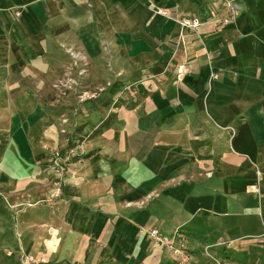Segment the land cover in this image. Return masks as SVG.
Wrapping results in <instances>:
<instances>
[{
    "label": "crops",
    "instance_id": "0c3cea01",
    "mask_svg": "<svg viewBox=\"0 0 264 264\" xmlns=\"http://www.w3.org/2000/svg\"><path fill=\"white\" fill-rule=\"evenodd\" d=\"M235 2L231 18L226 0H0V188L24 189L16 175L40 171L42 143L56 148L40 96L73 54L89 76L132 79L130 104L66 162L62 199L50 200L52 172L47 209L29 210L28 227L19 217L18 246L49 256L38 264H187L220 242L223 264H240V247L264 254V0ZM181 17L198 18V34ZM181 63L191 69L178 80ZM122 87L105 93L115 101ZM151 227L177 231L187 257L152 242Z\"/></svg>",
    "mask_w": 264,
    "mask_h": 264
},
{
    "label": "rangeland",
    "instance_id": "374dc122",
    "mask_svg": "<svg viewBox=\"0 0 264 264\" xmlns=\"http://www.w3.org/2000/svg\"><path fill=\"white\" fill-rule=\"evenodd\" d=\"M82 60L81 55L73 54V62L67 63L66 68L58 73L56 79L49 80L48 89L40 96L50 117L53 116L51 119L52 124H55L56 148L54 149L53 144L50 145L48 142H45V145L42 143L40 150L45 152L48 158L40 162V171L25 167L16 175L19 180L21 178L27 182L24 189H16V180L7 184L6 189L0 188V251L11 258L12 264H38L40 260L49 259L47 252H45L46 254L41 253L40 249L43 247H37L33 253L26 252L18 246L17 224L19 217L25 216V225L31 226L34 222L31 223V219L27 217L29 210L47 209L44 204L48 202V199L42 198L47 192L46 188L51 186L53 180L52 161L55 158L67 157V161H71L77 156L79 158L82 154L80 153L82 152V143L113 121L112 110L114 107L130 104L129 102L132 101V95L128 93V90L132 88V79L111 81L114 83L112 84L110 80L96 78L91 74L89 76L87 73L88 64ZM112 85H123L121 91L115 95L117 97L116 100L114 99L115 101H112L111 95L112 99H109L105 93ZM106 103L111 104L102 106ZM100 121L102 123L95 128V125ZM72 140H76L75 143L72 144ZM64 178L65 175L63 180ZM24 181L22 182L24 183ZM61 199L62 197L60 199H51L50 197V200ZM46 213L45 211L36 212L35 223L39 225L41 223L39 219H46ZM217 245L214 244L213 247L204 249L206 258L192 252L191 259H188L187 264H204V262L205 264H223L224 260H229L230 255H228L227 248L231 246H227L229 244L225 242L217 243ZM238 249L243 251L240 264H264V254L261 253V249H243L241 247ZM44 250L42 251L44 252Z\"/></svg>",
    "mask_w": 264,
    "mask_h": 264
},
{
    "label": "built area",
    "instance_id": "2783aa9c",
    "mask_svg": "<svg viewBox=\"0 0 264 264\" xmlns=\"http://www.w3.org/2000/svg\"><path fill=\"white\" fill-rule=\"evenodd\" d=\"M226 9L229 12L230 17L234 18L239 14L240 7L235 2V0H226ZM155 13L160 14L164 17L171 18L170 15H168L167 12L162 9H155ZM230 17H223L218 20V23L220 25H223L230 21ZM176 22L178 23V25H180L181 28L191 29L196 34H198V29L201 25L200 20L196 17H181L177 19ZM179 38L181 39V37ZM179 44H181V41L178 42V45ZM190 69L191 66L189 64H178L175 68L176 79H182L183 76H185L190 71ZM67 160L68 158L65 157L55 158L52 161L53 166L51 167V170L55 175L56 181L53 183L51 199H60L62 197L61 183L63 174L66 170L65 164ZM145 233L151 241L164 245L167 248L168 252L180 257L181 260H183V258L186 256L185 253L188 248V242L184 238H176L177 231H175V234L173 235H166L159 231L157 228L151 227L145 230ZM213 245L214 244H209L205 247V249L208 247H213Z\"/></svg>",
    "mask_w": 264,
    "mask_h": 264
}]
</instances>
